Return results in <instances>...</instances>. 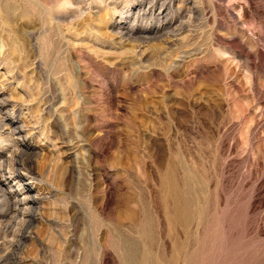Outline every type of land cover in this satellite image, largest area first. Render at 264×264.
Returning <instances> with one entry per match:
<instances>
[{"label":"rangeland","instance_id":"374dc122","mask_svg":"<svg viewBox=\"0 0 264 264\" xmlns=\"http://www.w3.org/2000/svg\"><path fill=\"white\" fill-rule=\"evenodd\" d=\"M0 105V264H264V0H0Z\"/></svg>","mask_w":264,"mask_h":264},{"label":"bare ground","instance_id":"6f19581e","mask_svg":"<svg viewBox=\"0 0 264 264\" xmlns=\"http://www.w3.org/2000/svg\"><path fill=\"white\" fill-rule=\"evenodd\" d=\"M2 105V104H1ZM0 105V109L2 110L4 107H2ZM3 120V119H2ZM4 121V120H3ZM6 124V123H5ZM5 124H4V126H5ZM8 124V123H7ZM6 124V125H7ZM3 125V124H2ZM10 126V125H9ZM10 128V127H9ZM11 129V128H10ZM14 129H15V131H17L16 133H22V132H24L23 130V127H19V126H15L14 127ZM20 138H22V137H20ZM17 140V139H16ZM1 159V158H0ZM3 161H4V158H3ZM9 162V161H8ZM9 164V163H8ZM8 164H7V167H3V166H6V165H4V164H2V161H0V187H1V183L2 182H4L5 181V179H8V176H15V180H14V182H13V184L12 185H10V189H9V192L8 193H10V197H14V198H16V201L17 202H15V203H18V204H26V205H29V204H35V203H40V202H42L44 199L46 200V196H42L41 195V193H38V192H34L33 193V190H32V188L31 187H28V186H26V185H24L27 181H29V177L25 174V173H23V172H21V170H19V169H17V168H12L11 166H8ZM174 173V172H173ZM169 178V177H168ZM168 180V179H167ZM170 180V179H169ZM174 181V180H173ZM175 181H177V180H175ZM174 181V182H175ZM166 182H168V181H166ZM171 182V181H170ZM169 183V182H168ZM177 183V182H176ZM169 185H170V183H169ZM175 185L176 184H174V185H172V186H174L175 187ZM171 186V185H170ZM169 188V187H168ZM173 188V187H172ZM171 188V189H172ZM170 189V190H171ZM175 191V190H174ZM178 192H181V191H179V189H178ZM183 192V191H182ZM181 192V193H182ZM22 193H24L23 194V196L21 197L20 196V194H22ZM177 193V192H176ZM175 193V194H176ZM171 194V193H170ZM179 193H177L176 194V198H177V203H176V205H177V207L179 208V209H181V211L183 212V210H182V208L184 209V208H186V207H183V205L184 204H186V200H188V199H184L185 201V203L184 202H181L180 201V196L178 195ZM168 195V194H167ZM8 196V197H9ZM174 196V195H173ZM182 196H185L184 194H182ZM168 197H169V195H168ZM170 198H172V197H170ZM173 199V201L175 200V198L173 197L172 198ZM172 201V200H171ZM14 203V204H15ZM173 203H175V202H173ZM18 204H17V206H18ZM189 204V203H188ZM190 205H191V203H190ZM186 206H187V204H186ZM193 206V205H192ZM19 207V206H18ZM17 208V207H16ZM174 209V208H173ZM187 209V208H186ZM186 209H185V212H186ZM189 209V208H188ZM187 209V210H188ZM174 211H176V210H174ZM189 211V210H188ZM187 211V212H188ZM192 211H193V208H192ZM169 212V211H168ZM179 211H177V213H178ZM184 212V213H185ZM186 212V213H187ZM177 213H175V214H177ZM183 213V214H184ZM182 214V213H181ZM187 214H189V213H187ZM194 214V213H193ZM173 215V214H172ZM185 215V214H184ZM184 215H183V217H184ZM189 215H192V214H189ZM2 216V214H0V217ZM188 216V215H187ZM172 217H174V216H172ZM182 217V216H181ZM181 217H180V220H182L183 221V219H181ZM182 217V218H183ZM189 217V216H188ZM33 218H35L34 216H33ZM175 218V217H174ZM179 218V217H178ZM184 218H187L186 216L184 217ZM191 219V217L189 218V220ZM174 220V219H173ZM178 220V219H177ZM179 221V220H178ZM181 221V222H182ZM191 221V220H190ZM184 222V221H183ZM145 223V222H144ZM183 224V223H182ZM184 224H186V223H184ZM189 224V223H188ZM144 225V224H143ZM145 229V228H144ZM186 229V228H185ZM143 232V231H142ZM124 258V257H123ZM128 258V257H127ZM133 260H135V259H133ZM141 262V261H140ZM144 262H146V261H144ZM149 262V261H148ZM135 263V262H134ZM151 263V262H150ZM129 264V263H128ZM131 264V263H130ZM137 264H138V262H137Z\"/></svg>","mask_w":264,"mask_h":264}]
</instances>
